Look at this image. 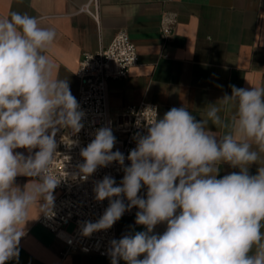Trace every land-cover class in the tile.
<instances>
[{
    "label": "clouds",
    "instance_id": "clouds-1",
    "mask_svg": "<svg viewBox=\"0 0 264 264\" xmlns=\"http://www.w3.org/2000/svg\"><path fill=\"white\" fill-rule=\"evenodd\" d=\"M55 39L35 16L13 11L0 18V264L18 259L30 208L52 210L62 179L51 170L57 133L84 127L69 82L53 78L47 53ZM230 87L200 120L186 107L163 117L149 109L155 117L134 137L130 166L113 151L110 127L98 128L81 149L73 178L87 181L113 162L124 172L119 185L110 175L95 183V199L109 205L97 221L81 223V234L110 229L133 207L135 224L145 229L110 241L111 264H264V86ZM223 164L238 171L218 178ZM17 176L29 182L21 188ZM145 187L146 196L138 195ZM161 224L165 230L155 232Z\"/></svg>",
    "mask_w": 264,
    "mask_h": 264
},
{
    "label": "crops",
    "instance_id": "crops-1",
    "mask_svg": "<svg viewBox=\"0 0 264 264\" xmlns=\"http://www.w3.org/2000/svg\"><path fill=\"white\" fill-rule=\"evenodd\" d=\"M89 1L0 0V18L13 11L27 13L37 17L42 27L55 30L56 39L47 53L55 66L53 78L67 79L77 101L83 53L109 46L124 29L137 45L140 63L127 77L109 83L114 118L146 100L159 105L160 117L173 107H186L200 120L207 104L231 95L230 86H264V0H99V20L78 12ZM164 13L177 18L175 32L167 40L161 37ZM224 115L227 119L230 114ZM208 127L223 134L214 125ZM17 151L27 155L25 149ZM257 167L253 164L250 173L256 174ZM232 171L238 169L223 164L218 178ZM29 179L17 176L15 183L23 188ZM146 191L145 187L140 193ZM53 195L56 200L60 191L55 189ZM40 211L38 205L30 208L19 257L6 264H111L109 256L94 253L63 256L64 243L39 223ZM133 230L145 229L135 224V217L118 220V239Z\"/></svg>",
    "mask_w": 264,
    "mask_h": 264
},
{
    "label": "built area",
    "instance_id": "built-area-1",
    "mask_svg": "<svg viewBox=\"0 0 264 264\" xmlns=\"http://www.w3.org/2000/svg\"><path fill=\"white\" fill-rule=\"evenodd\" d=\"M78 12H86L95 19L100 18V1L90 0L81 6ZM177 18L174 14L164 13L161 18V37L169 39L175 32ZM140 63L137 45L127 30H120L109 46L97 52H84L77 77L80 82L79 110L84 113L81 123L84 127L79 133L72 134L61 129L56 136L58 143L56 158L52 164L53 173L61 179L56 187L60 191L49 215L44 213L39 223L50 230L57 239L64 243L63 256L81 252L108 256L107 249L112 239H118V221L108 230L93 233L91 236L81 234L80 225L84 221H97L108 207L109 201H97L93 191L95 183L110 175L120 184L124 174L121 166L113 162L107 167H98L87 181L73 178L77 165L83 163L80 155L82 148L93 139L98 128L110 127L116 138L113 151L119 150L126 157L125 166H130L127 155L136 147L134 137L146 134L147 122L160 117L159 105L143 100L126 107L117 118L111 116L109 105V83L127 77L132 68ZM155 110L152 111V110ZM71 141H78L73 145ZM138 195L146 196V193ZM125 203L127 201L125 200ZM137 208L126 211L123 216L135 217ZM166 225H158L154 231L160 233Z\"/></svg>",
    "mask_w": 264,
    "mask_h": 264
}]
</instances>
